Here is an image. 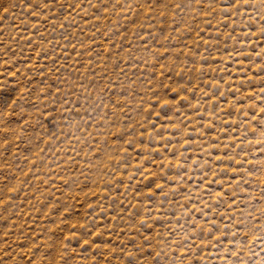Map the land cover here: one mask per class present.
<instances>
[{
    "label": "rangeland",
    "instance_id": "obj_1",
    "mask_svg": "<svg viewBox=\"0 0 264 264\" xmlns=\"http://www.w3.org/2000/svg\"><path fill=\"white\" fill-rule=\"evenodd\" d=\"M0 99V264H264V0H0Z\"/></svg>",
    "mask_w": 264,
    "mask_h": 264
},
{
    "label": "snow or ice",
    "instance_id": "obj_2",
    "mask_svg": "<svg viewBox=\"0 0 264 264\" xmlns=\"http://www.w3.org/2000/svg\"><path fill=\"white\" fill-rule=\"evenodd\" d=\"M15 103L16 102L13 101V104ZM7 106H8V99H0V110H2L3 108H6ZM160 190H162V186H160Z\"/></svg>",
    "mask_w": 264,
    "mask_h": 264
}]
</instances>
